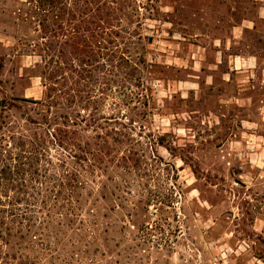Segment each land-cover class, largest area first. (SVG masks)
I'll return each mask as SVG.
<instances>
[{
    "label": "trees",
    "instance_id": "trees-1",
    "mask_svg": "<svg viewBox=\"0 0 264 264\" xmlns=\"http://www.w3.org/2000/svg\"><path fill=\"white\" fill-rule=\"evenodd\" d=\"M16 1L43 96L0 100V264H160L179 225L139 220L161 200L133 186L174 148L163 132L149 152L134 123L161 109L154 81L179 70L150 57L147 21L174 23L166 0Z\"/></svg>",
    "mask_w": 264,
    "mask_h": 264
},
{
    "label": "rangeland",
    "instance_id": "rangeland-1",
    "mask_svg": "<svg viewBox=\"0 0 264 264\" xmlns=\"http://www.w3.org/2000/svg\"><path fill=\"white\" fill-rule=\"evenodd\" d=\"M166 2L162 10L174 23L147 21V34L155 36L150 57L179 70L154 81V105L161 109L136 115L134 123L140 145L149 152L152 136L163 132L174 148L172 153L159 147L150 171L133 186L161 200L152 202L149 213L142 205L139 220L164 215L179 225L166 232L170 241L153 259L264 264V76L256 69L230 77L223 74L227 61L215 66L216 38L229 37L234 24L255 18L261 1ZM16 6V0H0V100L41 99L42 80L32 70L39 58L29 50L35 34L16 20ZM258 26L260 33H247L244 42L254 45L264 61V23ZM6 114L9 121L21 113ZM115 218L110 213V221Z\"/></svg>",
    "mask_w": 264,
    "mask_h": 264
},
{
    "label": "crops",
    "instance_id": "crops-1",
    "mask_svg": "<svg viewBox=\"0 0 264 264\" xmlns=\"http://www.w3.org/2000/svg\"><path fill=\"white\" fill-rule=\"evenodd\" d=\"M260 1L261 5L256 18L244 19L238 25L233 26L232 34L229 37L216 39L215 66L221 65L225 61L228 63V69L223 74H228L231 77L233 74H253L254 70L261 69V73L264 76V61H262V57L253 50L254 45L244 42V37L247 33H260L258 23H264V0ZM237 43L239 45L238 49H236Z\"/></svg>",
    "mask_w": 264,
    "mask_h": 264
}]
</instances>
